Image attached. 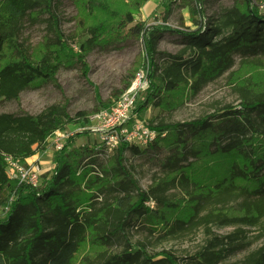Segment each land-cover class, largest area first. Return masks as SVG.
<instances>
[{
  "label": "trees",
  "instance_id": "1",
  "mask_svg": "<svg viewBox=\"0 0 264 264\" xmlns=\"http://www.w3.org/2000/svg\"><path fill=\"white\" fill-rule=\"evenodd\" d=\"M131 1L132 10H121L107 0H86L93 20L87 17L80 25L82 39L71 38L75 53L59 29L58 0H0V102L17 101L26 90L55 83L66 63L80 64L87 74L84 59L124 36L141 39L146 54L149 88L134 109L138 115L148 105L171 111L182 103L183 92L195 97L236 65L256 69L264 61V0H235L215 17L200 10L205 0H189L184 7L193 30L134 23L132 12L149 0ZM40 21L49 35L34 58L20 36L24 23ZM166 33L180 38L178 53H159ZM253 77L239 81L234 87L238 105L220 116L186 123L149 120L158 136L145 147L121 142L108 152L104 144L75 148L69 138L54 154L49 178L37 187L10 181L3 159L42 153L55 131L91 122L85 112L71 118L57 104L36 115L0 113V264H74L87 246L90 252L79 264H223L227 255L246 247L237 243L245 238L243 229L214 237L191 258L147 249L151 240L201 227L208 233L211 226L259 227L264 237V81L257 77L260 82H253ZM111 105L102 104L101 110ZM195 137L199 151L189 144ZM165 150L160 177L142 190L126 154L157 156ZM148 200L153 208L145 205ZM134 230L146 231L148 239L131 244L128 236ZM241 264H264V244Z\"/></svg>",
  "mask_w": 264,
  "mask_h": 264
},
{
  "label": "rangeland",
  "instance_id": "2",
  "mask_svg": "<svg viewBox=\"0 0 264 264\" xmlns=\"http://www.w3.org/2000/svg\"><path fill=\"white\" fill-rule=\"evenodd\" d=\"M85 1L58 0L56 13L59 20V29L69 44L74 42L71 38L76 40L83 38L80 25L84 24V20L87 17H89L88 22L93 20L94 13L88 16V12L85 9ZM107 1L114 5L112 7L114 9L123 10L128 8L132 10L133 8L131 0ZM188 1L149 0L142 4L137 12H132L134 23H141L145 26L165 25L170 29L190 28L193 30L195 27L191 22L189 10L184 7ZM234 2L235 0H205L200 10L206 17H215L221 10L232 7ZM43 17L46 18V16ZM48 35L46 25L42 21L37 24L26 22L21 32L20 41L28 46L31 56L35 58L43 50ZM182 48L183 45L178 36L166 33L159 41L157 49L159 53L176 54ZM72 49L73 52L78 53L77 44L72 45ZM159 58L161 61L162 56H159ZM84 62L87 74L83 72L80 64L74 62L73 64L66 63V66H63L57 72L55 83L43 84L26 90L20 94L17 101L0 102V113L36 115L48 106L57 104L66 107V111L71 118L78 112H85L86 117L91 122L89 125H92L91 119L99 111H102L101 105L105 103L111 104V102L113 103L117 100L119 95L131 85L136 75L140 71L148 69L143 41L127 36L120 38L107 47L95 49L84 59ZM257 68H244L241 65H236L221 78L206 85L197 96L192 97L190 93L186 92L185 94L183 92L180 99L182 103L179 101L174 106L175 109L161 111L152 105H148L138 116L145 122L155 119L156 121L164 120L169 123H186L200 118L220 116L221 113L228 110L226 109L227 107L238 105L239 101L234 87L240 83L241 79L255 74L256 77L250 80L260 82L258 79L260 78L264 81V61ZM146 80L147 84L137 94L136 106L147 96L149 88V78L147 76ZM89 125L82 127L79 123H70L66 126L65 131L70 138L73 137L72 142L75 148L82 146L96 147L99 144H103L99 133L90 131L87 128ZM81 128L84 129L81 130ZM199 142L200 140L195 137L189 141V144H194L196 151H199L201 149ZM210 148L213 150L214 147ZM55 153L52 150L38 153L43 168L41 182L49 178L55 167L53 159ZM167 155L168 152L166 150L160 152L157 156L152 154H144L143 156L126 154V163L133 168V176L142 190H146L151 185L154 177H160L158 174H160L162 163ZM210 177L211 174L209 173L206 176V180L209 181ZM154 206L155 204L152 208ZM3 212L0 210V219L3 218ZM238 227L245 231V238L239 237L237 243L245 244L246 247L227 255L223 260V264H241V261L249 252L264 244V237H259L261 235L259 227L211 226L210 233L201 227L189 234L175 238L163 241L151 240L147 250L150 254L168 251L179 258H191L201 248L211 242L214 237H224L232 234ZM146 236V231L134 230L129 234L128 238L130 243L135 245L137 242L148 239ZM120 248L116 249L119 250ZM86 252H90L88 246L78 255L74 264H79L80 259Z\"/></svg>",
  "mask_w": 264,
  "mask_h": 264
},
{
  "label": "built area",
  "instance_id": "3",
  "mask_svg": "<svg viewBox=\"0 0 264 264\" xmlns=\"http://www.w3.org/2000/svg\"><path fill=\"white\" fill-rule=\"evenodd\" d=\"M147 70H143L146 76ZM143 71L136 75L131 85L119 95L109 108L95 114L91 119L93 124L87 127L90 131L99 133L101 141L108 152H111L121 142L145 147L148 142L158 136L155 130L150 129L147 122L141 120L138 114L134 113L137 94L147 84ZM83 129L81 128V130ZM69 138L70 136L65 129L55 131L47 139L44 152L48 150L61 151ZM3 161L5 163V174L10 181L30 187L40 185L43 168L39 157L32 156L20 160L8 156ZM145 205L152 208L154 202L148 200Z\"/></svg>",
  "mask_w": 264,
  "mask_h": 264
},
{
  "label": "crops",
  "instance_id": "4",
  "mask_svg": "<svg viewBox=\"0 0 264 264\" xmlns=\"http://www.w3.org/2000/svg\"><path fill=\"white\" fill-rule=\"evenodd\" d=\"M38 155H39V154H35L34 156H35V157H39V158H40V156H38Z\"/></svg>",
  "mask_w": 264,
  "mask_h": 264
}]
</instances>
